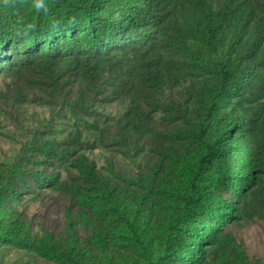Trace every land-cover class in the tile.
<instances>
[{
  "label": "trees",
  "instance_id": "1",
  "mask_svg": "<svg viewBox=\"0 0 264 264\" xmlns=\"http://www.w3.org/2000/svg\"><path fill=\"white\" fill-rule=\"evenodd\" d=\"M45 2L49 7L47 16L31 8L32 0H28L26 9H16L11 14L0 11V78L11 66L17 78L24 73L35 74L40 94L63 97L60 81L64 66L74 69L81 81L95 85L110 71L102 65L113 57L110 50L126 45L125 53H131L134 68L126 74L113 71L119 78L115 94L130 101L125 114L126 133L142 137L153 133L154 116L145 106L146 101L163 88L187 79L180 66L169 62L162 46L193 55L207 70L199 93L202 105L198 122L191 130L197 148L188 147L181 156L186 174L171 195L175 201L171 208L164 202L163 193L172 191L166 184L174 185L178 179L173 171L151 182L148 176H142L145 187L151 186L149 195L130 186L109 188L96 163L79 155L76 141L81 134L68 148L56 140H44L38 145L56 157L74 155L71 165L77 176L73 181L69 184L59 172L55 177L49 173V184L61 186L73 198L94 200L119 219L141 250L145 264H168V259L177 254L200 257L210 237L220 248L221 264H258L248 257L235 259L234 239L221 242L217 230L202 224L198 215L203 209L217 214L234 211L221 201L222 188L231 187L245 195L263 184L264 0H225L221 9L206 0ZM57 22L59 26L54 28ZM32 23L35 30L27 37L16 35V30H26ZM19 41L23 45L18 46ZM199 46L209 53V61L203 59ZM226 48L230 55L225 54ZM235 100L242 102L230 107ZM157 237L167 250L158 258L151 249V240ZM37 240V246L62 261L101 264L97 260L87 262L78 237L69 243L51 233ZM0 241L31 245L23 222L8 218L2 211Z\"/></svg>",
  "mask_w": 264,
  "mask_h": 264
},
{
  "label": "rangeland",
  "instance_id": "2",
  "mask_svg": "<svg viewBox=\"0 0 264 264\" xmlns=\"http://www.w3.org/2000/svg\"><path fill=\"white\" fill-rule=\"evenodd\" d=\"M206 1L221 9L225 0ZM27 7L28 0L0 3V11L7 14ZM199 49L203 59L209 61V53L202 46ZM225 50L230 55V49ZM110 51L113 57L102 62L110 71L95 85L81 81L74 69L64 66L60 81L63 97L40 94L35 74L24 73L17 78L11 66L0 78V211L8 218H19L31 237V245L0 241V264H70L37 246V239L51 233L69 243L78 237L84 245L87 262L145 264L141 250L119 219L108 214L96 201L73 198L61 186L49 184V173L55 177L59 172L64 181L69 184L73 181L77 176L71 165L74 155L56 157L38 145L44 140H56L61 147L68 148L75 142L74 137L81 134L76 141L79 155L96 163L107 187L130 186L142 189L139 192L144 195L152 193L148 190L151 186L145 187L142 176H148L151 182L173 171L178 179L174 185L165 183L169 190L173 189L163 193L164 202L171 208L175 204L171 195L186 174L181 156L186 148H197L191 130L198 122L199 105H202L199 93L207 70L193 55L186 56L162 46L169 62L180 66L187 79L163 88L149 103L146 101L145 106L154 116V131L142 137L126 133L125 114L130 101L115 94L119 78L113 71L126 74L134 68L132 55L125 53L126 45ZM262 70L264 73V62ZM241 102L235 100L230 107ZM262 180V186L250 189L247 195L231 187L222 188L221 201L234 210L230 214L203 209L198 215L202 224H210L217 230L221 242L234 239L235 259L248 257L258 264H264V174ZM151 243L156 258L166 254L160 237ZM205 246L206 251L200 257L177 254L168 259V264H221L220 248L211 237Z\"/></svg>",
  "mask_w": 264,
  "mask_h": 264
},
{
  "label": "clouds",
  "instance_id": "3",
  "mask_svg": "<svg viewBox=\"0 0 264 264\" xmlns=\"http://www.w3.org/2000/svg\"><path fill=\"white\" fill-rule=\"evenodd\" d=\"M26 2V0H21V3ZM31 8H33L37 13H43L45 16L48 15L49 7L45 0H32ZM75 21H73L74 23ZM58 22L53 24V27H58ZM36 25L34 23L27 26L26 30L18 29L16 30V35L21 37H27L32 31L35 30Z\"/></svg>",
  "mask_w": 264,
  "mask_h": 264
}]
</instances>
